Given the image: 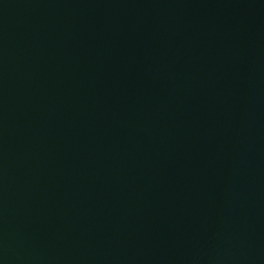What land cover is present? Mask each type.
<instances>
[{
    "label": "water",
    "instance_id": "obj_1",
    "mask_svg": "<svg viewBox=\"0 0 264 264\" xmlns=\"http://www.w3.org/2000/svg\"><path fill=\"white\" fill-rule=\"evenodd\" d=\"M0 264H264V0H0Z\"/></svg>",
    "mask_w": 264,
    "mask_h": 264
}]
</instances>
